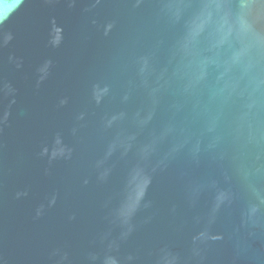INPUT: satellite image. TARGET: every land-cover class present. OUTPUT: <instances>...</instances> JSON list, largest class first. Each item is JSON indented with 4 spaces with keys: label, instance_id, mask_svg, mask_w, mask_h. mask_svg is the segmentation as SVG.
Segmentation results:
<instances>
[{
    "label": "water",
    "instance_id": "water-1",
    "mask_svg": "<svg viewBox=\"0 0 264 264\" xmlns=\"http://www.w3.org/2000/svg\"><path fill=\"white\" fill-rule=\"evenodd\" d=\"M0 264H264V0H0Z\"/></svg>",
    "mask_w": 264,
    "mask_h": 264
},
{
    "label": "snow or ice",
    "instance_id": "snow-or-ice-1",
    "mask_svg": "<svg viewBox=\"0 0 264 264\" xmlns=\"http://www.w3.org/2000/svg\"><path fill=\"white\" fill-rule=\"evenodd\" d=\"M18 2H19V0H18Z\"/></svg>",
    "mask_w": 264,
    "mask_h": 264
}]
</instances>
